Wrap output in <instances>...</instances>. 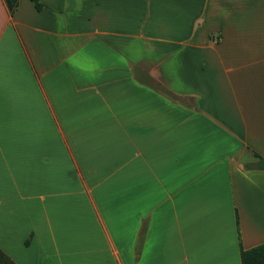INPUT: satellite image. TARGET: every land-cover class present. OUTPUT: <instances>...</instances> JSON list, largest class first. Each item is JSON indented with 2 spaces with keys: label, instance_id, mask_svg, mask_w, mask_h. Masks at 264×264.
Masks as SVG:
<instances>
[{
  "label": "crops",
  "instance_id": "crops-1",
  "mask_svg": "<svg viewBox=\"0 0 264 264\" xmlns=\"http://www.w3.org/2000/svg\"><path fill=\"white\" fill-rule=\"evenodd\" d=\"M41 2L0 0V249L242 264L264 244V0Z\"/></svg>",
  "mask_w": 264,
  "mask_h": 264
},
{
  "label": "trees",
  "instance_id": "trees-1",
  "mask_svg": "<svg viewBox=\"0 0 264 264\" xmlns=\"http://www.w3.org/2000/svg\"><path fill=\"white\" fill-rule=\"evenodd\" d=\"M36 5L38 10L43 8V4L41 0H31ZM7 6L10 12L13 14L19 4V0H6ZM259 162L257 167L261 170H264V158L258 156ZM241 262L242 264H264V244L249 249H241ZM0 264H16L9 256H7L1 249H0Z\"/></svg>",
  "mask_w": 264,
  "mask_h": 264
},
{
  "label": "rangeland",
  "instance_id": "rangeland-1",
  "mask_svg": "<svg viewBox=\"0 0 264 264\" xmlns=\"http://www.w3.org/2000/svg\"><path fill=\"white\" fill-rule=\"evenodd\" d=\"M142 66H141V68L145 69V71L152 72V70L154 68H156V66H158V65H156L152 59H149V60H146V62H144V65H142ZM147 79H149L150 83H155V79L153 77H150V78H147ZM164 87H165L164 89L167 90L166 86H164Z\"/></svg>",
  "mask_w": 264,
  "mask_h": 264
}]
</instances>
